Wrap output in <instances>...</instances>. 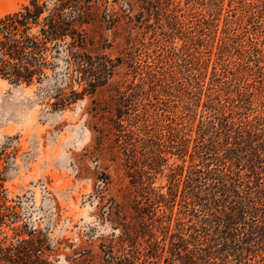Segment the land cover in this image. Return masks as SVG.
<instances>
[{
  "label": "rangeland",
  "instance_id": "1",
  "mask_svg": "<svg viewBox=\"0 0 264 264\" xmlns=\"http://www.w3.org/2000/svg\"><path fill=\"white\" fill-rule=\"evenodd\" d=\"M29 1L0 0V16ZM94 4L88 48L113 65L94 98L54 104L57 90L70 95L62 59L41 83L0 78V171L17 216L1 237L38 232L51 264H97L102 248L116 252L129 234L135 264H169L170 235L199 222L180 196L153 198L168 197L172 170L191 163L178 146L214 116L264 129V0Z\"/></svg>",
  "mask_w": 264,
  "mask_h": 264
},
{
  "label": "trees",
  "instance_id": "2",
  "mask_svg": "<svg viewBox=\"0 0 264 264\" xmlns=\"http://www.w3.org/2000/svg\"><path fill=\"white\" fill-rule=\"evenodd\" d=\"M95 1L30 0L22 9L0 16V78L16 85L41 83L50 77L49 70L58 71L62 59L70 95L57 90L54 104L66 107L85 95L94 98L113 74L112 60L88 48L94 37L85 25L95 19ZM74 82L82 87L80 92ZM197 133L177 148L183 163L186 155L191 163L172 170L169 196L153 197L170 203L180 196L185 211L199 218L187 228L179 224L178 232L170 235L168 263L253 264L252 257L260 256L264 264V129L260 123L220 115L201 123ZM4 183L0 171V264H51L50 248L40 233L28 232V238L15 240L1 237L2 228L17 218L7 204ZM151 198L150 207L155 204ZM12 228L16 236L23 234L21 226ZM188 229L190 234L184 232ZM129 238H120L116 252L113 246L102 248L95 256L97 264H135L139 251L134 244L127 247Z\"/></svg>",
  "mask_w": 264,
  "mask_h": 264
}]
</instances>
